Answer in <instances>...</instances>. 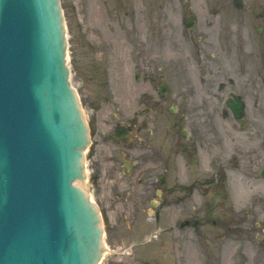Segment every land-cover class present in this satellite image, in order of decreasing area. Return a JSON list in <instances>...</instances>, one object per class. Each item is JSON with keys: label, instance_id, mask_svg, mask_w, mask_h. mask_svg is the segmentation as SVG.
Segmentation results:
<instances>
[{"label": "rangeland", "instance_id": "1", "mask_svg": "<svg viewBox=\"0 0 264 264\" xmlns=\"http://www.w3.org/2000/svg\"><path fill=\"white\" fill-rule=\"evenodd\" d=\"M175 1L186 2L185 0H62L67 25L68 59L72 70V82L80 96L86 118L90 126L95 128L96 138L101 145L94 149L95 159L86 161L88 173L92 168L96 172L104 173L110 165L109 159H104L118 152V146L108 139L116 124L132 122L138 125H155L163 132L172 131L176 127L173 122L178 118L166 110L168 106L158 110L160 101L155 90L159 85L157 77L150 79L151 86L148 90L144 82L136 80L135 70L129 68L132 66V51L135 52L136 41L140 50L144 49V44L147 46L149 51H145L152 64L162 65L167 74L165 82L170 88H175L174 92L179 89L182 78L190 79L198 90L199 83L202 84L204 78L208 77V68L204 64L206 59L198 52L199 43L196 41L192 43L187 39L180 25V19L172 15L175 5L172 6L171 3ZM214 1L216 0H209L210 3ZM262 1L259 3L264 5V0ZM191 2L196 3L198 7L195 12L199 26L204 25L208 19H211L208 11L201 10L204 0ZM227 13V10H222L223 19ZM228 21L221 20L222 28H232L228 50L225 53L220 49L210 52L228 63L227 76L239 83L238 62L242 61L240 51L237 49L239 31ZM165 23L169 25L168 30L165 29ZM218 33V27L210 32L215 42L219 39ZM165 35H168L167 41L164 39ZM133 39L136 41L132 42ZM106 44L109 50L105 54L109 55L107 62L111 69L109 80L100 78L99 72L104 62L98 50L101 45ZM136 60L135 57L134 63ZM256 119L257 132L250 133L248 128L245 132L241 131L233 117H202L201 128L205 152L201 166H195L188 154L185 158L179 156L177 160L176 174H179L182 182L191 183L196 179H205L207 170L210 169L209 157L206 154L208 147L210 148L209 133L216 127L224 129L219 133L222 137L221 146L217 142L214 143L213 170L216 172L222 162L229 167V183H223V188L230 190L231 200L224 201L223 191L215 190L214 195L209 197L205 196L204 191L203 194L195 197L198 208H203V212H196L189 206L186 211L184 208L182 212L167 213V221L172 224L178 220L185 221L191 216L200 221L199 228L181 231L180 256L186 260L185 264H204V262L236 264L244 258L247 264H264V179L259 175L264 169V117L257 116ZM176 125L178 128L182 126L179 122ZM179 133L180 130L174 135L177 136ZM238 147L241 149L242 157L237 161L232 160L230 156ZM224 150L227 152L221 160L219 157L222 155L217 151ZM102 182L91 179L87 187L93 201L103 212L104 228L107 230L105 245L111 250L102 264L116 261L124 264H134L136 260L139 262L145 248L139 247L135 251L137 258L133 255L129 256L128 253L133 244L142 243L147 236L144 234L141 237L138 233L139 229H132L128 235L129 225L124 218L125 205L118 200L112 203L108 191L111 187L109 181L106 179ZM219 182H223V177ZM183 198V202L186 201L184 204H193L190 199L186 200L184 196ZM208 205L211 207L209 208ZM233 205L235 214L229 207ZM244 210L247 213L245 227L236 221L238 214ZM205 211L210 213L206 214ZM147 215L141 212V220L145 221L144 217ZM223 215L229 218L225 222L220 221ZM212 216L218 220L217 226H214L212 221H204ZM168 227L167 223V231ZM244 232L245 237H243ZM169 253L170 251H167V255Z\"/></svg>", "mask_w": 264, "mask_h": 264}, {"label": "water", "instance_id": "2", "mask_svg": "<svg viewBox=\"0 0 264 264\" xmlns=\"http://www.w3.org/2000/svg\"><path fill=\"white\" fill-rule=\"evenodd\" d=\"M66 50L59 0H0V264L102 255L99 212L74 184L89 136Z\"/></svg>", "mask_w": 264, "mask_h": 264}, {"label": "flooded vegetation", "instance_id": "3", "mask_svg": "<svg viewBox=\"0 0 264 264\" xmlns=\"http://www.w3.org/2000/svg\"><path fill=\"white\" fill-rule=\"evenodd\" d=\"M259 2L263 1L259 0ZM259 2L257 0L239 2L236 0H216L213 2L215 6L211 7L208 14L213 18V21H206L205 30L197 29L199 28L198 21L192 13L195 7L187 5L186 11L177 12L185 26L188 20H192L194 28H186V35L190 42L199 43L198 52L206 59L204 64L208 68V77L204 78L205 81L202 84L199 83L200 89L196 90L190 79L182 78L177 92H174L175 88L171 91L169 88L167 94H160L159 110L169 104V112L181 118L182 126L185 125L184 128L175 136L174 134L179 131L176 127L172 131L163 132L158 130L155 125L153 127L148 124L126 126L128 129V136L126 137L116 139L113 134L108 135L112 143L119 145V150L104 159H109L108 163L110 164L105 172H96L93 168L91 169L93 181L102 182L106 179L109 181L111 187L108 188V191L112 198L111 202L114 203V200H118V202L124 203V213H126L124 218L129 225L128 235L132 229H139L138 233L141 236L150 233L152 235V243L145 246L142 256H140L141 259L139 262L136 260L134 264H185L186 260L180 256L183 223L181 220L175 224L167 222V213L182 212L183 208L186 211L189 206L194 208L196 212L203 210V208H198V204L195 202V197L199 195L201 190L199 186L197 184L194 186L193 182L188 187L182 182L179 174H176L178 170L177 160L181 155V158H185V155L188 154L195 166H201L205 152L201 128L202 117L230 116L231 110L227 103L238 91L241 100L244 102L247 128L251 133L257 132L255 128L256 117H264V55L262 54L264 52L262 41L264 38V5ZM238 3L243 8L238 9L236 6ZM205 9H209V7ZM222 10L230 12L226 14V16H231L230 25L238 27L239 31L237 49L242 57V61L238 62L239 83L227 76L228 63L210 52L220 49L225 53L231 41L232 33L230 30L232 28H222L221 20L228 21L226 18L222 19ZM239 10H243V12ZM217 26L220 32L218 33L219 39L215 42L209 30ZM250 27L256 31L257 38L254 37L251 29L247 30ZM165 29H169L168 23H165ZM246 31L249 32V35H244ZM164 39L167 41L168 35H165ZM145 50L149 51L145 44L144 49L140 50L137 43L135 52L132 51V64L135 57L137 59L135 65L139 72L137 78H143L148 86L152 77H157L156 79L162 83L166 72L162 65L151 63ZM222 131L224 129L216 127L209 133L211 136L210 148L208 147L206 152L210 162L205 185L207 197L213 196L215 187L218 188L219 186V183L215 182V177L221 173V170L216 173L213 170V150L215 142L221 146L222 137L219 133ZM95 136L94 134V138ZM95 141L98 142L94 148L96 150L101 145L98 139ZM225 152L227 150L217 151L219 155H222L219 159L222 160ZM95 156L96 152L92 153L90 159H95ZM232 156L236 159L241 158V149L235 148ZM238 162L240 164V159ZM222 191L224 197L229 200L231 198L230 191L227 190V193L226 190ZM183 196L186 200L190 199L193 204H184L186 201L183 202ZM141 212L148 214L144 217L145 221L141 220ZM237 219L239 224L245 226V210L238 214ZM167 223L170 224L169 231H167ZM193 223L195 226L199 225L197 220ZM213 223L216 224L215 221ZM189 225L190 221L187 220L185 228ZM167 251H170L168 255ZM132 255L136 256L134 250ZM108 264L121 263L116 261Z\"/></svg>", "mask_w": 264, "mask_h": 264}, {"label": "bare ground", "instance_id": "4", "mask_svg": "<svg viewBox=\"0 0 264 264\" xmlns=\"http://www.w3.org/2000/svg\"><path fill=\"white\" fill-rule=\"evenodd\" d=\"M88 177V175H87ZM78 186L82 187L84 190H87L88 182H78Z\"/></svg>", "mask_w": 264, "mask_h": 264}]
</instances>
